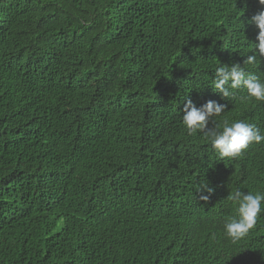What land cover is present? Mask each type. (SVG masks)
I'll use <instances>...</instances> for the list:
<instances>
[{
    "label": "trees",
    "instance_id": "trees-1",
    "mask_svg": "<svg viewBox=\"0 0 264 264\" xmlns=\"http://www.w3.org/2000/svg\"><path fill=\"white\" fill-rule=\"evenodd\" d=\"M259 11L0 0V264H264V211L236 241L223 230L230 191L264 194V142L222 160L182 122L187 99L216 100L227 107L209 128L264 131V102L212 84L237 62L264 79V57L243 64Z\"/></svg>",
    "mask_w": 264,
    "mask_h": 264
},
{
    "label": "clouds",
    "instance_id": "clouds-1",
    "mask_svg": "<svg viewBox=\"0 0 264 264\" xmlns=\"http://www.w3.org/2000/svg\"><path fill=\"white\" fill-rule=\"evenodd\" d=\"M259 3L264 5V0H259ZM249 23L258 29L256 37L258 43H254V52L246 56L244 65L256 63L257 55L264 57V11L253 15ZM212 84L213 91L220 94L222 99L233 96L234 90L244 88L247 90V98L264 102V79L246 71L241 63L217 66ZM226 107V104L216 100H208L197 107L192 99H187L182 110V122L188 133L205 132L211 147L222 160L238 157L252 143L264 142V131L243 120L232 123L224 120L222 130L209 128L211 118L220 116ZM200 198L208 200L209 195L201 193ZM227 199L236 206L237 216L228 218L223 230L227 238L236 241L248 234L255 225L258 215L264 211L262 208L264 194L245 192L236 188L230 191Z\"/></svg>",
    "mask_w": 264,
    "mask_h": 264
}]
</instances>
